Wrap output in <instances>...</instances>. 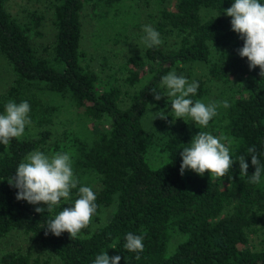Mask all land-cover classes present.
I'll return each instance as SVG.
<instances>
[{
	"label": "trees",
	"instance_id": "obj_1",
	"mask_svg": "<svg viewBox=\"0 0 264 264\" xmlns=\"http://www.w3.org/2000/svg\"><path fill=\"white\" fill-rule=\"evenodd\" d=\"M139 1L43 0L42 12L20 21L8 11L9 0H0V55L11 74L0 92V114L10 100L31 106L24 135L0 144V242L15 230L27 240L25 250L1 252L0 264H52L53 258L93 264L101 252L121 256L119 264H264V173L259 184L250 183L237 159L246 156L251 175L247 149L255 146L264 164V75L238 55L243 40L224 15L233 0H143L144 8ZM83 16L95 51L129 44L144 25L163 43L126 52L115 65L104 57L100 72L82 45ZM48 20V40L36 46L33 38L44 36ZM194 66L205 68V78L186 70ZM170 71L198 82L193 101L205 100L209 82L226 87L230 106L218 108L207 128L185 131V117L177 121L186 123L181 130L159 118L160 133L148 129V104L174 115L171 100L156 101L152 92L164 93L161 77ZM55 122L64 133L52 143ZM199 131L226 138L235 163L224 177L179 174L180 151ZM32 151L69 152L80 181L72 198L50 212L38 214L35 207L47 206L18 201L8 183ZM80 186L91 187L100 205L92 223L74 239L67 232L46 235L47 222L74 204ZM129 232L144 236L143 252L124 249Z\"/></svg>",
	"mask_w": 264,
	"mask_h": 264
},
{
	"label": "clouds",
	"instance_id": "obj_2",
	"mask_svg": "<svg viewBox=\"0 0 264 264\" xmlns=\"http://www.w3.org/2000/svg\"><path fill=\"white\" fill-rule=\"evenodd\" d=\"M224 15L231 17V30L243 40V46L237 50L238 55L247 58L250 70L258 66L260 76L264 75V3L261 0H233L231 6L224 10ZM143 31L145 35L142 37V42L145 47L152 48L163 43L160 33L151 25H144ZM161 84L166 87L167 96L173 98L171 111L176 119L188 117L203 128H207L212 118L218 114L219 107L230 106L227 100L210 104L200 100L193 101L189 97L197 93L198 82H189L186 77L178 75L175 71L162 76ZM152 92L154 100L159 101L162 96L160 92L155 89ZM148 105L150 109L155 107V104ZM30 108L27 101L16 103L10 100L5 104V111L0 114V144L7 145L13 138L24 135L26 126L31 125ZM157 112L159 114L154 119H167L169 115L163 109ZM172 122L174 120L170 123ZM225 139L223 136L216 137L206 131L197 132L192 137L190 146L180 151L182 162L179 174L183 175L188 169L198 175L207 172L209 176L224 177L235 163L230 155L229 146L222 143ZM247 152L255 171L248 175L249 164L246 162V156L240 155L237 157L240 174L249 177L250 183L259 184L264 173L261 154L257 153L255 146L249 147ZM8 183L18 190L15 197L18 201L23 200L30 205H46V209L34 208L39 214L52 211L54 206L61 205L62 200L71 199L72 190L77 189L80 181L74 175L69 152L46 155L41 151H32L18 164ZM76 195L78 198L73 205L60 210L54 219L47 222L46 235L50 232L59 237L67 232L69 237L74 239L82 229L92 223V217L100 207L96 203L95 192L89 186H80ZM143 240V235L129 232L125 235L126 243L123 247L130 252H143ZM136 259H139V255ZM120 260L119 255L110 257L106 252H101L95 256L93 264H119Z\"/></svg>",
	"mask_w": 264,
	"mask_h": 264
},
{
	"label": "rangeland",
	"instance_id": "obj_3",
	"mask_svg": "<svg viewBox=\"0 0 264 264\" xmlns=\"http://www.w3.org/2000/svg\"><path fill=\"white\" fill-rule=\"evenodd\" d=\"M261 2L263 3L264 0H261ZM139 3L142 5V7L144 8V4H143V0H140ZM45 9V4L43 2V0H9L8 3V11L16 18H18L20 21H24L25 20V16L32 10L34 11H43ZM41 11V12H42ZM146 11V9H145ZM28 12V13H27ZM48 14V13H47ZM46 14V15H47ZM50 15V13H49ZM143 19H145V16L143 15ZM82 22H83V41H82V45L84 47V49L88 52L87 58L93 57L94 60L91 62L92 66L94 67L95 70H98L101 72V67H100V63L101 60L105 57L107 58V61L109 62V64L112 62L111 65H115L114 62H116V60L122 59V56H126V52H135L136 51H140L142 46L144 45V43L142 42V37L145 35L144 31H139L135 34H137V38L136 40L134 39L133 41H129V44L127 45H121L117 48H113V50H110V45H108L107 47H109V50H93L92 48H90V43L88 41L89 38V32L91 30L90 28V24L88 21L87 16H83L82 18ZM49 20L47 22L44 23L43 27H42V32L44 33V36L41 38H33V42L36 46L41 45L43 43H45L48 40V33L49 30ZM114 50L118 53V56L113 57ZM186 70H190V72H192V76L194 78L198 77V78H205L206 75V70L203 66H194L193 68H186ZM185 70V71H186ZM184 71V72H185ZM105 72V71H103ZM187 72V71H186ZM11 80V74L8 70V67L6 65V62L4 60V58L0 55V92L5 90V88L7 87V85L10 83ZM208 89L210 90L209 95L205 98V100L201 101L205 104H210V103H219L225 99H228L231 95V90H226V87L212 82V83H208ZM164 95V96H163ZM172 97H168L167 96V89L165 87L164 93L161 96V99L159 100L160 102L162 101H166V100H172ZM152 104V103H151ZM160 106H156L154 108H149L147 113L144 116V125L148 128V129H152L155 131H157L156 129V119H154L159 113L157 112ZM220 108V107H219ZM152 112V113H151ZM157 112V113H155ZM167 114V112H165ZM169 115H167V119H162L163 121H166V123H169L171 125H173L175 128H178L179 130H181L182 128L184 129L186 126L185 131H191L192 128L194 127V122H192L190 120V118L186 117L184 120L185 122L182 123H178L177 126V121L179 119H176L175 115L168 113ZM154 119V120H153ZM175 120L174 122L170 123L171 121ZM182 126V127H180ZM51 137H50V142L54 143L57 140L61 139L62 136V132L64 133L63 127L59 122H55L51 127ZM157 133H160V131L158 130ZM152 159H155V157H157L155 155V152H153L152 154ZM43 206H46L44 204H41ZM109 209H106L102 212L101 218L105 219L108 217L109 214ZM27 246V240H26V236L23 234V232L21 230H15L12 231L11 233H9L6 237H4L1 242H0V253L7 251V250H16V249H23L25 250ZM52 264H57V262L55 261V259H52Z\"/></svg>",
	"mask_w": 264,
	"mask_h": 264
}]
</instances>
